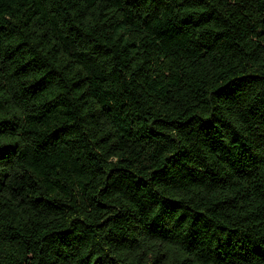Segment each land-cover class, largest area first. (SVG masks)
Returning a JSON list of instances; mask_svg holds the SVG:
<instances>
[{"label":"trees","instance_id":"1","mask_svg":"<svg viewBox=\"0 0 264 264\" xmlns=\"http://www.w3.org/2000/svg\"><path fill=\"white\" fill-rule=\"evenodd\" d=\"M0 264H264V0H0Z\"/></svg>","mask_w":264,"mask_h":264}]
</instances>
